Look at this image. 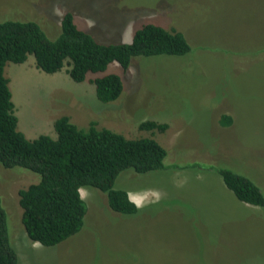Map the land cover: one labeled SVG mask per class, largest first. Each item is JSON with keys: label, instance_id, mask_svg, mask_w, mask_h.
<instances>
[{"label": "rangeland", "instance_id": "1", "mask_svg": "<svg viewBox=\"0 0 264 264\" xmlns=\"http://www.w3.org/2000/svg\"><path fill=\"white\" fill-rule=\"evenodd\" d=\"M101 43L129 42L151 23L181 32V56L110 63L122 92L101 102L87 80L47 74L32 55L3 70L17 129L27 139L55 137L63 115L129 139L152 138L166 151L162 170L122 171L114 188L160 193L134 215L114 212L106 195L84 189L82 229L51 247H34L21 223L17 192L39 176L0 165V199L18 264H264V209L239 202L211 166L228 168L264 195V0H0V22L33 21L53 40L64 13ZM231 118L229 125L221 116ZM145 121L164 132L139 130ZM195 164L192 168L191 165Z\"/></svg>", "mask_w": 264, "mask_h": 264}, {"label": "trees", "instance_id": "2", "mask_svg": "<svg viewBox=\"0 0 264 264\" xmlns=\"http://www.w3.org/2000/svg\"><path fill=\"white\" fill-rule=\"evenodd\" d=\"M189 51L181 32L151 23L138 27L129 42L101 43L79 30L69 12L61 17L60 33L53 40L36 22H0V165L5 169L22 168L39 176L37 183L17 192L21 223L32 242L51 247L82 229L86 208L78 188L104 193L114 212L138 213L139 209L128 200V192L114 188V183L124 170H162L166 151L152 138L129 139L98 128L93 121L80 129L65 115L53 121L55 137L42 134L27 139L17 129L8 79L3 74L6 62L21 64L32 55L36 68L53 74L66 67V75L76 83L86 81L88 75L102 73L87 81L94 85L96 98L106 103L115 100L123 89L119 75L103 73L110 63H116L125 72L133 57L181 56ZM221 122L229 125L230 116L222 115ZM166 128V124L154 121L138 125L139 130L146 131L164 132ZM210 170L239 202L264 209V195L250 179L228 168L211 166ZM0 264H18L1 199Z\"/></svg>", "mask_w": 264, "mask_h": 264}, {"label": "clouds", "instance_id": "3", "mask_svg": "<svg viewBox=\"0 0 264 264\" xmlns=\"http://www.w3.org/2000/svg\"><path fill=\"white\" fill-rule=\"evenodd\" d=\"M78 194L80 195L81 199H84L85 192L83 188L77 189ZM152 197H154V200L149 201L148 193L145 194H132L128 193V200L130 203H132L137 209H142L144 206H146L147 203L152 202H158L160 199V193L153 191L151 193ZM34 247H40L39 242L34 243Z\"/></svg>", "mask_w": 264, "mask_h": 264}, {"label": "crops", "instance_id": "4", "mask_svg": "<svg viewBox=\"0 0 264 264\" xmlns=\"http://www.w3.org/2000/svg\"><path fill=\"white\" fill-rule=\"evenodd\" d=\"M59 73V72H58ZM129 193V192H128ZM132 194H139V193H134V192H132ZM143 194V193H142Z\"/></svg>", "mask_w": 264, "mask_h": 264}]
</instances>
